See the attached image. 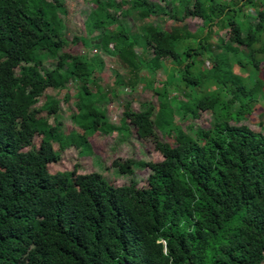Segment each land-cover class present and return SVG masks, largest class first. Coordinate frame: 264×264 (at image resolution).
I'll return each instance as SVG.
<instances>
[{
	"label": "trees",
	"instance_id": "trees-1",
	"mask_svg": "<svg viewBox=\"0 0 264 264\" xmlns=\"http://www.w3.org/2000/svg\"><path fill=\"white\" fill-rule=\"evenodd\" d=\"M163 1L96 0L87 17L90 34L99 32L93 45L129 73L116 75L118 87L147 71L158 97L140 111L127 104L124 117L163 158L115 161L124 176L150 171L143 187L133 179L116 187L78 169L50 170L72 147L92 153L99 131L131 135L109 120L108 92L90 86L102 61L65 52L63 0H0V264H264V132L242 125L264 101V0ZM244 8L254 21L239 20ZM133 14L199 17L204 28L144 21L136 32L123 21ZM161 69L169 76L155 87ZM71 82L82 134L63 131L58 103L44 99ZM208 111V128L194 123L190 133L178 120Z\"/></svg>",
	"mask_w": 264,
	"mask_h": 264
},
{
	"label": "rangeland",
	"instance_id": "rangeland-1",
	"mask_svg": "<svg viewBox=\"0 0 264 264\" xmlns=\"http://www.w3.org/2000/svg\"><path fill=\"white\" fill-rule=\"evenodd\" d=\"M66 5V15H61V19L64 21V33L68 41V45L65 48V52L73 55H87L89 59L98 58L102 61L103 66H98L95 69L94 76L91 78L90 86L94 90L93 82H96L102 86L105 91L108 92L110 101L106 105V112L111 123L117 127H123L124 124L129 126L130 136L120 135L117 131L113 134H104L101 131L97 132L90 139L92 145V153L85 152L84 148L72 147L62 153V160L58 164L50 165L52 173L74 171L78 169L79 174H96L102 176L107 185H113L116 187L126 186L133 179L138 182L140 187L147 184V179L150 175V171L146 168L136 166L134 168L133 176L121 175L117 168H115V161H127L134 159L136 161H154L158 162L163 158V154L155 149V145L146 140H142L138 136L137 129L134 126V122L131 119H125L124 107L131 103L134 110L140 111L142 103L147 100H153L158 103V97L152 87H149L148 79H153V75H149L147 71L143 76L142 81L138 84L118 87L116 84V75L124 77L128 80L129 73L126 68L122 67L116 62V60L107 51L95 47V43L99 42V38L96 34H90L87 17L90 12L95 8L96 0H63ZM119 1V0H117ZM160 2L163 6L165 1L152 0ZM233 2L234 0H226ZM241 5L239 4V7ZM123 21L127 26H131L136 32L139 31V27L143 22H154L162 29L169 30L177 25H187L193 32H199L204 28V21L199 17H185L182 20H175L168 15L153 14L150 17L141 19L138 14H133L128 17H124ZM122 19V18H121ZM256 19V11L251 8H244L240 12L239 20L242 22L254 21ZM228 30H221L220 35L228 38ZM219 35L213 37V41H217ZM91 40L88 46L82 41ZM76 41V42H75ZM47 66L55 63L52 59H46ZM173 63L168 62L169 69ZM206 68L212 67V62L207 60L205 63ZM237 72H241L237 70ZM171 73V69L169 70ZM168 71L161 69L158 75L155 77V87H160L162 82L168 78ZM147 79V80H146ZM173 95H177L176 90H171ZM44 99L46 97L53 99L59 106V121L62 123V129L66 133L74 131L82 134V130L72 121V114L77 113V85L74 82L67 83L64 89H46L44 92ZM44 99H41L36 107H41L44 104ZM41 116H47L45 112L40 114ZM178 120L182 123L183 127L189 131L192 130L194 123L196 126H204L208 128L214 120L213 113L208 111L203 113L202 118L195 120ZM53 121V117L50 118V122ZM260 122L264 123V101L261 100L254 110L251 111L249 117L242 122V125H247L251 129L257 132H264V127L260 125ZM163 137V136H162ZM174 141V139H172ZM41 137L37 136L34 139V145L39 146Z\"/></svg>",
	"mask_w": 264,
	"mask_h": 264
}]
</instances>
